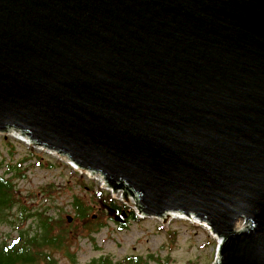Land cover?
<instances>
[{
    "label": "water",
    "instance_id": "water-1",
    "mask_svg": "<svg viewBox=\"0 0 264 264\" xmlns=\"http://www.w3.org/2000/svg\"><path fill=\"white\" fill-rule=\"evenodd\" d=\"M10 130L264 264V0H0Z\"/></svg>",
    "mask_w": 264,
    "mask_h": 264
},
{
    "label": "rangeland",
    "instance_id": "rangeland-1",
    "mask_svg": "<svg viewBox=\"0 0 264 264\" xmlns=\"http://www.w3.org/2000/svg\"><path fill=\"white\" fill-rule=\"evenodd\" d=\"M0 160L1 174L14 165L26 176L15 180L20 198L0 223L1 242L11 243L20 233L34 237L39 233L38 215L43 214L56 220L55 234L61 227L68 233L62 250L53 252L58 264H91L102 256L116 262L140 256L150 264H157V260L168 264H216L219 239L207 228L181 219H168L170 224L164 228V220L136 221L130 217L123 225L111 219L107 210L102 209L101 201L94 197L99 191L107 194L101 179L87 172H75L58 154L6 134L0 136ZM121 197L118 193V198ZM77 200L90 209L91 217L101 220L99 229L93 232L83 229V221L76 218ZM242 225L239 222L236 228L241 229Z\"/></svg>",
    "mask_w": 264,
    "mask_h": 264
},
{
    "label": "trees",
    "instance_id": "trees-1",
    "mask_svg": "<svg viewBox=\"0 0 264 264\" xmlns=\"http://www.w3.org/2000/svg\"><path fill=\"white\" fill-rule=\"evenodd\" d=\"M5 141L8 142L7 140ZM1 166L0 160V169ZM8 175L11 176L9 177ZM24 178H26L25 173H22L14 165H9L7 173H0V223H3L7 214L14 208V205L20 198H18L15 180ZM94 197L98 198L103 205H107L115 210H127L125 206L117 205V201L102 191H99ZM75 208L76 218L83 221L82 227L84 226V230L93 232L102 226L100 219L91 217V211L85 207L84 202L77 200ZM130 215L133 219H137L133 212H130ZM38 216L40 221L39 233L34 237L20 233L16 240L12 239L10 241L11 243L9 241H0V264H58V261L53 256V252L62 250L65 244L64 239L68 236L67 230L61 227V230L55 234L57 227H55L54 223L56 220L53 217H45L43 214H39ZM9 223L12 224V222ZM156 263L168 264V262L160 260H157ZM91 264H150V261L140 256H131L125 258L123 261L116 262L109 256H102L94 259Z\"/></svg>",
    "mask_w": 264,
    "mask_h": 264
},
{
    "label": "bare ground",
    "instance_id": "bare-ground-1",
    "mask_svg": "<svg viewBox=\"0 0 264 264\" xmlns=\"http://www.w3.org/2000/svg\"><path fill=\"white\" fill-rule=\"evenodd\" d=\"M11 135H13L15 138H17L18 140H21L23 142H25L27 145H33L34 144L32 143V141L29 139V137H26V136H23L21 135L19 132H11ZM91 175V174H90ZM95 176H97L98 178L101 179V182L104 184H106V182L104 181L103 177L100 175V174H95ZM166 217L171 221V220H174V219H181V220H189L190 222L194 223V224H197V225H200V226H203L205 228L208 229V231L213 235V232H212V229L209 227V225H207L206 223H202L200 222L199 220H197L196 218L192 217V218H188L182 214H179V213H169L166 215ZM125 224V223H124ZM123 224V225H124ZM124 227V226H123ZM31 261V260H30ZM216 264H218V262H216Z\"/></svg>",
    "mask_w": 264,
    "mask_h": 264
}]
</instances>
